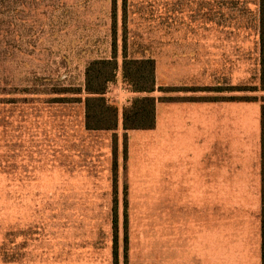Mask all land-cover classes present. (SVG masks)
<instances>
[{
  "label": "rangeland",
  "instance_id": "374dc122",
  "mask_svg": "<svg viewBox=\"0 0 264 264\" xmlns=\"http://www.w3.org/2000/svg\"><path fill=\"white\" fill-rule=\"evenodd\" d=\"M218 29L238 31V54L239 39H243V69L241 74L238 68L237 74V82L243 80L242 87H161L181 90L160 91L165 96L174 95L163 97L162 101L202 102L204 98H216L207 97L210 92L243 89L242 101L244 98L258 100L243 103L261 106L264 92L259 91L258 0H0V130L10 127L13 95L18 92L61 93L67 98L66 192L62 190L61 198L36 197L34 212H20V219L35 222L37 239L62 240L60 264H114L115 210L116 264H176L171 253L164 252L163 256L158 253L160 218L154 203H147L155 195L152 180L157 170L164 175L184 169L204 173V149L183 150L184 159H180L178 150L175 154L165 148L161 156L156 154L153 145L144 146L139 142L128 145L127 142L124 160L122 140L117 146L115 178L113 160L110 164L111 195L106 196L102 190L100 196L96 190H80L79 94L76 91L83 66L108 58L113 37L118 55L124 42L129 58L167 60L165 57H169L170 61L175 60L177 79H199V68L210 63L205 56L225 51L211 48L205 42L208 39L205 31ZM188 54L195 57L189 59ZM203 77L201 71L200 78ZM186 89L189 91H183ZM197 89L206 91H194ZM186 94L190 96L180 97ZM102 158L98 160L100 171ZM188 159H196V165H186ZM218 168L213 164V172ZM224 169L229 173L240 170L231 164ZM244 173L260 174V165L257 168L250 157L249 161L245 160ZM258 197L260 201L261 192ZM234 199L238 202L221 205L219 198H213L210 264H258L255 242L258 227L260 236L261 208L255 211L257 197L245 191L241 197L229 198ZM198 215L202 220L203 214ZM165 216L170 232L172 214ZM189 219L188 216L185 221ZM40 263L48 261H37Z\"/></svg>",
  "mask_w": 264,
  "mask_h": 264
},
{
  "label": "crops",
  "instance_id": "0c3cea01",
  "mask_svg": "<svg viewBox=\"0 0 264 264\" xmlns=\"http://www.w3.org/2000/svg\"><path fill=\"white\" fill-rule=\"evenodd\" d=\"M205 33L208 38L205 42L211 48L225 51L206 55V60L210 63L205 64L203 69L199 68V79L190 80L175 77L174 59L170 61L169 57H165L167 60H154L150 57L155 61L156 83V91L151 94L131 92L123 82L122 56L118 55L116 79L105 96L120 111L115 133L86 130L83 88L87 64L83 66L79 76V89L82 91L79 94L80 190H96L99 196L102 190L106 196L111 195L113 134L116 135L118 147L126 133L128 145L133 142L144 146L153 145L156 154L161 156L165 148L172 149L175 154L178 150L180 159H184L181 157L183 150L204 149V173L184 169L164 175L157 170L152 180L155 195L147 203H154L157 218H160L157 227L158 253L161 252V256L164 252L171 253L176 264H210L213 198H219L221 205H231L238 201H231L229 198H238L245 191H250L257 197L255 211L261 208V199L259 201L258 197L261 192V176L259 173H244L245 160L249 161L250 157L257 168L260 165L261 106L257 103H243V90H236L243 85L242 79L237 82L238 68L241 74L243 69V39H239L238 54L237 30H207ZM187 56L191 59L195 54ZM110 58L111 52L105 59ZM201 71L204 74L202 79ZM196 73V70L193 71V74ZM179 86L236 89L230 93L226 90L210 92L207 97L216 98H204L202 102L162 101L163 97L174 95L165 96L159 88ZM146 96L156 99L155 128L150 131L125 132L121 119L123 108L134 98ZM189 96L190 94H186L180 97ZM238 97L241 98L239 101ZM233 98H236L235 101ZM11 107L10 127L0 130V264H37V261L60 264L62 240L49 238V242H45L37 239L35 222L20 219V212H34L36 197L61 198L62 190L66 192L67 98L61 93L18 92L13 95ZM100 157H103L100 162L103 167L101 171L98 169ZM194 161L196 159H188L186 165L194 166ZM213 164L219 166L216 172H213ZM230 164L240 170L230 173L225 171L224 168ZM167 213L172 214L170 232L165 224ZM201 213L202 220L198 215ZM188 216L190 219L186 222L185 218ZM256 240L255 250L258 264H261L259 227ZM63 253H66L65 248Z\"/></svg>",
  "mask_w": 264,
  "mask_h": 264
},
{
  "label": "trees",
  "instance_id": "16d2710c",
  "mask_svg": "<svg viewBox=\"0 0 264 264\" xmlns=\"http://www.w3.org/2000/svg\"><path fill=\"white\" fill-rule=\"evenodd\" d=\"M115 19V13H113ZM258 37H259V67L260 87L264 92V0H258ZM117 44L113 37L111 43V58L96 59L89 62L85 68V81L83 93L85 94V128L88 131H108L115 133L119 123V110L106 99L108 87L115 82L118 72ZM121 75L123 82L129 86L131 92L137 94H151L156 91L155 83V61L151 58L133 59L128 58L125 44L122 45ZM209 90V89H207ZM240 90V89H239ZM243 90V89H242ZM161 92L181 91L177 89L159 88ZM189 91V90H183ZM194 91H206L197 89ZM244 91H247L244 89ZM255 91V90H251ZM76 93L81 94V89ZM230 101V100H229ZM245 102H256L257 98H244ZM156 99L153 97L134 98L130 105L125 107L121 113L123 130L150 131L155 128ZM260 176H261V213H260V237H261V264H264V98H261L260 117ZM127 156V137H123V158ZM112 176L117 172V138L113 134L112 141ZM116 197L113 201L116 202ZM113 262L117 263V212L113 211ZM125 241L127 239L125 238Z\"/></svg>",
  "mask_w": 264,
  "mask_h": 264
}]
</instances>
